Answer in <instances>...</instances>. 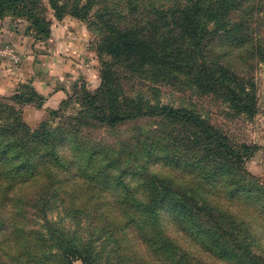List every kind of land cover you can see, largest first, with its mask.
I'll return each mask as SVG.
<instances>
[{"label": "trees", "instance_id": "1", "mask_svg": "<svg viewBox=\"0 0 264 264\" xmlns=\"http://www.w3.org/2000/svg\"><path fill=\"white\" fill-rule=\"evenodd\" d=\"M47 2L58 20L88 22L99 36L102 83L81 91L82 126L156 120L158 128L138 147L112 149L81 141L80 128L52 129L50 119L31 129L22 109H40L45 100L31 84L0 96V264H201L166 236L164 211L205 253L229 264H264V185L245 173V155L200 114L161 102L162 87L190 88L255 117L264 0ZM45 12V0H0V19L27 20L37 40L52 34ZM65 140L71 157L61 152ZM244 150L250 159L259 147ZM156 153L180 164L182 174H151L147 163ZM125 158L131 164L123 167ZM183 184L192 191L174 190ZM242 200L249 203L238 206ZM54 210L75 228L51 219Z\"/></svg>", "mask_w": 264, "mask_h": 264}, {"label": "rangeland", "instance_id": "2", "mask_svg": "<svg viewBox=\"0 0 264 264\" xmlns=\"http://www.w3.org/2000/svg\"><path fill=\"white\" fill-rule=\"evenodd\" d=\"M145 2H152L157 6H174L178 4L181 0H144ZM45 6L47 7V12L45 16L52 23L63 22L68 19H74L77 22L82 23V29H87L90 34L86 44H89L91 51L94 53V57H87L88 60L85 62L84 66L79 67V71L76 77L70 79V90L66 95H63L62 99H57L56 102H49V97H44V104L42 108H38L35 105H27L22 109L23 119L27 125L35 130L39 125L46 119H50L52 129L59 128H70L77 127L81 129V134L79 138L81 141L88 144L101 143L106 146H110L112 149H120L124 146L131 148L138 147V139L141 136L148 137L149 132H154L158 128V121H135L128 122L126 124L119 125L117 127H109L98 123L94 120H89L88 124L84 127L79 121V115L83 111L81 105V91L87 89L89 91H96L101 86L102 78V61L99 57L98 50V40L99 36L96 32L91 31L88 22L80 21L70 15L64 17L62 20H58L55 17L54 11L49 7L47 0H45ZM5 18H13V16H8ZM4 18V19H5ZM25 20V19H24ZM27 21V20H26ZM92 58V59H91ZM105 60H109L105 57ZM82 65V64H81ZM264 69V65L259 67L254 73L255 83L260 91L261 87V73ZM1 96V95H0ZM259 96V93H258ZM57 98V97H56ZM161 102L163 104L171 105L176 108H182L194 111L202 116L207 122L215 126L218 130L222 131L230 140L231 144L241 150L244 157V170L245 173H250L256 179L259 180L261 184L264 185V161L261 156L257 154L261 153L263 147L259 145L258 137L260 136L263 125L264 118L260 115V98L258 103V113L255 117L249 118L247 115H236L235 112L230 108V105L224 103L223 101L209 95H202L195 92L193 89L185 88L183 90H175L171 87L161 88ZM51 112H56V115L51 114ZM64 125V126H63ZM249 145H255L259 147V151L249 159V151H245L244 147ZM71 141L65 140L61 146V152L64 156L71 157L72 150ZM70 157L68 159H70ZM160 158L159 153H156L151 157V160L147 163V168L149 172L159 178H167L171 176H180L184 170L180 164H165ZM131 163L125 158L123 161V167L129 166ZM79 163H75L74 169L70 172V176L77 174V168ZM76 170V171H75ZM196 177L195 174L186 176V181H193ZM193 189L190 185H179L174 188L175 191H188L191 192ZM249 203V200H242L238 206H242L243 202ZM249 208V204L245 205ZM51 219L59 222L62 226L74 229L75 225L68 219H66L61 211L54 210L51 215ZM241 221L246 220L245 217L239 218ZM42 224L41 221H38ZM161 225L164 233L169 239L174 240L180 246L181 249L190 253L197 262L201 264H229L222 259L211 256L202 249V247L194 241L187 233H185L181 227H179L175 221L173 215L164 211L161 213ZM75 264H83L82 261H77Z\"/></svg>", "mask_w": 264, "mask_h": 264}, {"label": "crops", "instance_id": "3", "mask_svg": "<svg viewBox=\"0 0 264 264\" xmlns=\"http://www.w3.org/2000/svg\"><path fill=\"white\" fill-rule=\"evenodd\" d=\"M74 19L55 22L51 37L37 40L24 19H0V47L10 45L20 57L16 65L9 58L0 57V95L11 96L21 85L31 84L38 93L49 97V102L62 99L70 90V79L75 78L87 57H94L89 44L87 29ZM91 58V59H92ZM82 64V65H81ZM259 91L260 115L264 118V69ZM57 97V98H56ZM258 155L264 161V125Z\"/></svg>", "mask_w": 264, "mask_h": 264}, {"label": "built area", "instance_id": "4", "mask_svg": "<svg viewBox=\"0 0 264 264\" xmlns=\"http://www.w3.org/2000/svg\"><path fill=\"white\" fill-rule=\"evenodd\" d=\"M0 57L9 58L16 65L20 62L19 55L10 45L0 47Z\"/></svg>", "mask_w": 264, "mask_h": 264}]
</instances>
